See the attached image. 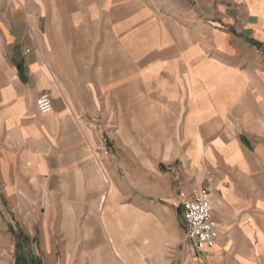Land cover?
I'll return each mask as SVG.
<instances>
[{
  "label": "crops",
  "instance_id": "0c3cea01",
  "mask_svg": "<svg viewBox=\"0 0 264 264\" xmlns=\"http://www.w3.org/2000/svg\"><path fill=\"white\" fill-rule=\"evenodd\" d=\"M0 264H264V0H0Z\"/></svg>",
  "mask_w": 264,
  "mask_h": 264
},
{
  "label": "built area",
  "instance_id": "2783aa9c",
  "mask_svg": "<svg viewBox=\"0 0 264 264\" xmlns=\"http://www.w3.org/2000/svg\"><path fill=\"white\" fill-rule=\"evenodd\" d=\"M36 106L38 112L43 114L52 110V101L47 92L38 95ZM102 148L105 149L104 144L101 145ZM182 206L186 222L184 238L193 242L198 249L211 246L217 239L218 230L211 218L212 206L208 191L200 189L194 196L184 198Z\"/></svg>",
  "mask_w": 264,
  "mask_h": 264
},
{
  "label": "rangeland",
  "instance_id": "374dc122",
  "mask_svg": "<svg viewBox=\"0 0 264 264\" xmlns=\"http://www.w3.org/2000/svg\"><path fill=\"white\" fill-rule=\"evenodd\" d=\"M121 139H122V140H128L129 143H132L133 140H135V142H136L137 137H136V136H133V137H130V136H129V137H127V138H126V137H125V138H124V137H123V138H120V137L117 138V140H119V142L121 141ZM107 141H108V143H110V144L113 143V145H115V143L113 142L114 139H113V140H110V139L107 138Z\"/></svg>",
  "mask_w": 264,
  "mask_h": 264
}]
</instances>
